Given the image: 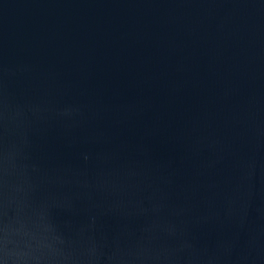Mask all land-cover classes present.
I'll return each instance as SVG.
<instances>
[{
	"label": "water",
	"instance_id": "water-1",
	"mask_svg": "<svg viewBox=\"0 0 264 264\" xmlns=\"http://www.w3.org/2000/svg\"><path fill=\"white\" fill-rule=\"evenodd\" d=\"M0 264H264V0H0Z\"/></svg>",
	"mask_w": 264,
	"mask_h": 264
}]
</instances>
